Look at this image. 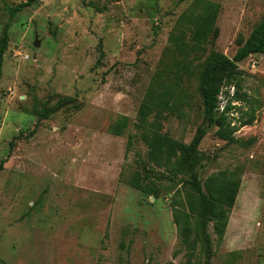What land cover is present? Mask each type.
<instances>
[{"label":"rangeland","instance_id":"rangeland-1","mask_svg":"<svg viewBox=\"0 0 264 264\" xmlns=\"http://www.w3.org/2000/svg\"><path fill=\"white\" fill-rule=\"evenodd\" d=\"M263 11L264 0H35L10 17L0 4V264H264V54L221 86L228 141L203 121L199 89L205 62L231 57ZM144 114L165 136L150 159ZM201 124L198 177L239 180L220 240L184 163Z\"/></svg>","mask_w":264,"mask_h":264},{"label":"trees","instance_id":"trees-1","mask_svg":"<svg viewBox=\"0 0 264 264\" xmlns=\"http://www.w3.org/2000/svg\"><path fill=\"white\" fill-rule=\"evenodd\" d=\"M34 1L35 0H26L14 6H10L5 0H0V4L2 8L8 12L9 16L12 17L23 8L30 6ZM211 20V15L199 19L194 29V38L197 41L206 36L210 28ZM7 31L8 24H5L0 34V77L2 74L3 55L8 44ZM252 54H264V11L260 22L251 30L248 37L238 46L231 57L222 53H216L213 58L205 62L199 74V89L204 110L203 121L206 122V125H215V135L222 140H229L233 128H231L229 122H227L226 109L229 105H224L223 110L217 114L219 108L217 96L220 93L221 86L225 82L231 81L239 72L238 63ZM234 98L238 97L235 95ZM73 101V97L61 98L57 101L56 108L71 104ZM143 113V110L140 111V115ZM143 117L144 119H140V122L144 124L142 130L144 129L146 134H153V139H148L149 149L151 147L153 148V151H148L150 159L155 152L154 150L157 148V143H155V141L162 142V140H165V136L161 133V126L159 124L146 123L145 114ZM124 120L116 124L112 130L113 133H121ZM251 121L252 119H249L242 124H248ZM206 125H199L189 144L183 148L184 163L189 178L188 183L198 196V216L200 217L201 225L204 228L207 222L212 221L213 230L217 239L220 240L228 222V212L233 206L238 192L239 180L228 176L223 171L208 176L204 181H201L198 177L195 159H197L196 154L198 145L206 134ZM146 166L147 165L142 166L144 170H146ZM142 179L148 178L143 176ZM138 183L139 182L134 183L136 189L143 191L147 195L152 194L156 197L155 189L153 190L149 184L141 186ZM183 214L189 217V213L184 212ZM205 240L209 242V238L206 235ZM206 262L208 263V259Z\"/></svg>","mask_w":264,"mask_h":264},{"label":"water","instance_id":"water-1","mask_svg":"<svg viewBox=\"0 0 264 264\" xmlns=\"http://www.w3.org/2000/svg\"><path fill=\"white\" fill-rule=\"evenodd\" d=\"M33 45H34L35 47H37V46L39 45V41L36 39V40L34 41Z\"/></svg>","mask_w":264,"mask_h":264},{"label":"built area","instance_id":"built-area-1","mask_svg":"<svg viewBox=\"0 0 264 264\" xmlns=\"http://www.w3.org/2000/svg\"><path fill=\"white\" fill-rule=\"evenodd\" d=\"M222 110H223V107H221V111H222ZM221 111H220V112H221Z\"/></svg>","mask_w":264,"mask_h":264}]
</instances>
